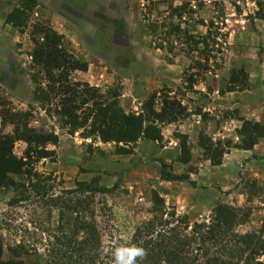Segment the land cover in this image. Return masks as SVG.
<instances>
[{
	"label": "rangeland",
	"instance_id": "374dc122",
	"mask_svg": "<svg viewBox=\"0 0 264 264\" xmlns=\"http://www.w3.org/2000/svg\"><path fill=\"white\" fill-rule=\"evenodd\" d=\"M14 9L26 15L18 27L6 23ZM34 24L86 64L71 81L115 91L124 113L179 104L176 121L156 123L161 140L102 143L43 111L34 94L44 81L29 56ZM12 113H29L28 127L57 142L41 159V148L13 145L21 164L0 184V264H56L58 241L81 240L92 222L106 255L144 225L154 193L169 227L180 220L189 232L228 212L234 233L264 240V137L249 148L243 126L264 128V0H0V135H12ZM162 164L188 180H162ZM83 185L118 188L98 195Z\"/></svg>",
	"mask_w": 264,
	"mask_h": 264
},
{
	"label": "trees",
	"instance_id": "16d2710c",
	"mask_svg": "<svg viewBox=\"0 0 264 264\" xmlns=\"http://www.w3.org/2000/svg\"><path fill=\"white\" fill-rule=\"evenodd\" d=\"M23 12L24 9H14L7 15L6 23L13 27L21 26L26 22ZM32 31L29 55L31 68L37 71L36 74H41V80L44 81L37 83L35 101L46 113L59 115L70 134L82 130L84 137H95L102 143L130 146L143 140L160 141L156 123L176 121L180 105L167 98L163 99L159 112H155L152 104L148 103L145 117L126 114L118 105L119 95L115 91L101 94L97 88L86 83L71 81L70 74L75 71L85 72L86 64L74 59L65 50L62 37L47 25L34 24ZM28 117L29 113L10 114L8 123L13 126V133L0 135V184L6 185L7 174H15L20 168L21 163L11 155L16 141L26 143L29 147L41 148L36 150L38 159L52 155V152L43 148L48 144H56L57 137L29 128ZM243 126L253 135L249 148L254 139L264 137V128L260 125L245 122ZM119 152L127 151L120 147ZM161 179L168 182L188 180L183 175L171 173L164 164L161 165ZM83 187L79 192L98 195L118 188L105 189L94 185ZM152 198L149 218L144 225L135 229L128 242H119L103 255L100 236L92 222V225L89 223L84 227L88 228V235H84L81 240L64 235L58 241L55 248L60 249L52 251L53 258L57 259L55 263L116 264L117 249H120L124 256L120 264H127V252L124 249L135 246L147 252V256L137 259L135 264H261L258 259L264 256V240L255 234L234 233L233 227L237 221L234 215L225 212L216 217L214 223L208 226L194 224L187 232L189 225L185 222L174 220L171 227L165 221L162 222L158 215H163V202L155 193Z\"/></svg>",
	"mask_w": 264,
	"mask_h": 264
},
{
	"label": "clouds",
	"instance_id": "9594fccd",
	"mask_svg": "<svg viewBox=\"0 0 264 264\" xmlns=\"http://www.w3.org/2000/svg\"><path fill=\"white\" fill-rule=\"evenodd\" d=\"M127 252V264H135L137 259H143L147 256V252L143 248H137L135 246L124 249ZM124 260V256L121 254V250L117 249L116 264H120Z\"/></svg>",
	"mask_w": 264,
	"mask_h": 264
},
{
	"label": "crops",
	"instance_id": "0c3cea01",
	"mask_svg": "<svg viewBox=\"0 0 264 264\" xmlns=\"http://www.w3.org/2000/svg\"><path fill=\"white\" fill-rule=\"evenodd\" d=\"M263 146H264V141L263 142H260V144L257 147L260 148V149H263Z\"/></svg>",
	"mask_w": 264,
	"mask_h": 264
}]
</instances>
